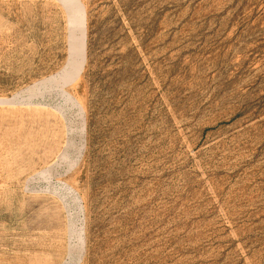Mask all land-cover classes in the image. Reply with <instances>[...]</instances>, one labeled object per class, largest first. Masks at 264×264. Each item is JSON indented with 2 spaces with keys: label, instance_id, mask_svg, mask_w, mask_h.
<instances>
[{
  "label": "rangeland",
  "instance_id": "rangeland-1",
  "mask_svg": "<svg viewBox=\"0 0 264 264\" xmlns=\"http://www.w3.org/2000/svg\"><path fill=\"white\" fill-rule=\"evenodd\" d=\"M82 1L57 84L63 4L0 0V264H264V0Z\"/></svg>",
  "mask_w": 264,
  "mask_h": 264
},
{
  "label": "bare ground",
  "instance_id": "bare-ground-1",
  "mask_svg": "<svg viewBox=\"0 0 264 264\" xmlns=\"http://www.w3.org/2000/svg\"><path fill=\"white\" fill-rule=\"evenodd\" d=\"M63 1H65L69 6L67 22L68 25L71 26V30H69V33L72 38V42L68 50L69 54H71V58L69 59L70 68L67 69L63 74H61L60 77L55 78L52 76L54 79H51V83L55 82L59 84L61 82L70 81L71 83L75 84L81 78L86 62L85 54H86V39H87V12H86V6L82 0H63ZM67 61L68 60H66V62ZM63 67L64 65L62 66V68Z\"/></svg>",
  "mask_w": 264,
  "mask_h": 264
},
{
  "label": "water",
  "instance_id": "water-1",
  "mask_svg": "<svg viewBox=\"0 0 264 264\" xmlns=\"http://www.w3.org/2000/svg\"><path fill=\"white\" fill-rule=\"evenodd\" d=\"M60 2L63 4V6H64V8L66 9V11H67V13L69 12V6H68V4L65 2V1H63V0H60ZM69 30H71V26H69ZM71 42H72V38H71V36H70V33H69V47H70V45H71ZM71 58V54H69V59ZM69 59H68V62H67V64H66V69L62 72V74L67 70V69H69L70 68V62H69ZM61 76V75H60ZM59 76V77H60ZM54 79V78H53Z\"/></svg>",
  "mask_w": 264,
  "mask_h": 264
}]
</instances>
